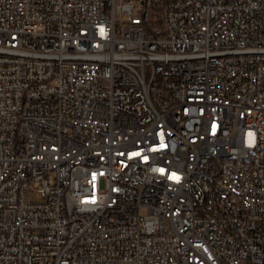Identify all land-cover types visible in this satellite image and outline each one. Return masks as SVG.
Instances as JSON below:
<instances>
[{
	"label": "built area",
	"instance_id": "built-area-1",
	"mask_svg": "<svg viewBox=\"0 0 264 264\" xmlns=\"http://www.w3.org/2000/svg\"><path fill=\"white\" fill-rule=\"evenodd\" d=\"M0 264H264V0H0Z\"/></svg>",
	"mask_w": 264,
	"mask_h": 264
},
{
	"label": "bare ground",
	"instance_id": "bare-ground-1",
	"mask_svg": "<svg viewBox=\"0 0 264 264\" xmlns=\"http://www.w3.org/2000/svg\"><path fill=\"white\" fill-rule=\"evenodd\" d=\"M235 160V153H224V161Z\"/></svg>",
	"mask_w": 264,
	"mask_h": 264
}]
</instances>
